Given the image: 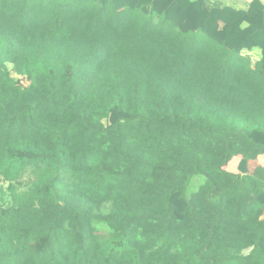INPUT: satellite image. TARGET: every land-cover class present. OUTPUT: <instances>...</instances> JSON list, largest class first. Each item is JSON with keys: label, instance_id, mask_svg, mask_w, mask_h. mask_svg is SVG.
Segmentation results:
<instances>
[{"label": "trees", "instance_id": "obj_1", "mask_svg": "<svg viewBox=\"0 0 264 264\" xmlns=\"http://www.w3.org/2000/svg\"><path fill=\"white\" fill-rule=\"evenodd\" d=\"M260 154V0H0V264H264Z\"/></svg>", "mask_w": 264, "mask_h": 264}, {"label": "crops", "instance_id": "obj_2", "mask_svg": "<svg viewBox=\"0 0 264 264\" xmlns=\"http://www.w3.org/2000/svg\"><path fill=\"white\" fill-rule=\"evenodd\" d=\"M231 1H234V2H237V3H244V2H249L250 0H231ZM263 4H264V0H260ZM220 29L223 30L224 27L223 26H220ZM242 54L244 55H248L250 57V66H253V64L260 58V51L258 49H255L253 51H243ZM252 54H258L259 57L257 60L253 61V55ZM253 63V64H251ZM241 158V155H238V156H234L227 164L226 166V169L231 171V172H234V173H237L239 172V162H240V159ZM248 161H251L253 162L254 164V167L253 169L256 167V166H263L264 167V154H260L258 155L256 158L254 159H249ZM253 169H249V172H251Z\"/></svg>", "mask_w": 264, "mask_h": 264}, {"label": "rangeland", "instance_id": "obj_3", "mask_svg": "<svg viewBox=\"0 0 264 264\" xmlns=\"http://www.w3.org/2000/svg\"><path fill=\"white\" fill-rule=\"evenodd\" d=\"M252 55H253V61L257 60L258 57H259L258 54H252ZM251 64H253V63H251ZM11 75H12V77L15 79V81L17 82V84H18L19 86H21V87L24 88V87H26V86L29 84V79H28L27 77L17 75V74H15V73L12 72V71H11ZM240 159H241V158H240ZM246 167H247L248 170H249V169H253V167H254L253 162L247 160V161H246ZM237 173H239V172H237ZM45 174H46V171H43V175H45ZM198 180H201V178L198 177V178H194V179H192V183L196 186L197 183H198ZM21 181H22V183H24V182L29 183V181H30V175L25 173V174L23 175ZM23 188H24L23 186H20V187H19V190H21V189H23Z\"/></svg>", "mask_w": 264, "mask_h": 264}]
</instances>
